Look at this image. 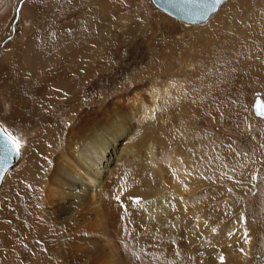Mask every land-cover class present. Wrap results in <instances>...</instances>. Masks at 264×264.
Here are the masks:
<instances>
[{
	"label": "rangeland",
	"instance_id": "1",
	"mask_svg": "<svg viewBox=\"0 0 264 264\" xmlns=\"http://www.w3.org/2000/svg\"><path fill=\"white\" fill-rule=\"evenodd\" d=\"M243 4L229 18L230 34L226 28L206 30L212 18L185 25L151 0H0V40L10 30L0 41V126L22 144L2 183L11 179L10 189L0 186V264H51L65 235L42 215L32 219L31 212L32 221L27 216L39 200L48 160L65 145L83 110L90 114L81 121L95 112L109 117L114 110L134 111L132 102L143 96L156 105V114L149 127L128 126L124 132H130L114 143L112 167L120 160V174L109 181L105 200L115 208L135 199L137 208L145 200L146 191L133 190L147 175L149 136L183 167L189 163L197 181L180 187L189 188L185 199L167 194L186 208L152 222L158 237L148 247L162 250L165 263L150 257L147 264H221V256L223 264H264V119L253 111L256 97L264 104V0ZM8 74L19 77L15 84L6 81ZM166 79L182 86L177 99L168 95ZM150 90L157 92L153 100ZM23 106L26 125L12 113ZM83 125L75 127L74 142ZM155 180V189L163 188Z\"/></svg>",
	"mask_w": 264,
	"mask_h": 264
},
{
	"label": "bare ground",
	"instance_id": "2",
	"mask_svg": "<svg viewBox=\"0 0 264 264\" xmlns=\"http://www.w3.org/2000/svg\"><path fill=\"white\" fill-rule=\"evenodd\" d=\"M227 1L228 0H226V2ZM236 2L238 3V6H236V4L233 6V4ZM221 6L219 8H221ZM239 6L241 8H244L245 5L243 4V0H232V3H229V5L225 7L226 9L224 10V12L222 14L216 15L213 19L212 16L217 12L216 11L212 16L209 17L212 18V21L206 26L208 28L205 27L206 30H208L209 28L212 30L216 27H219V30L226 28V30H228L226 32H230V34L233 33L234 27L233 24H230L232 22L229 18L236 13L235 10H237V7ZM228 15L230 16L227 17ZM209 18L207 20H209ZM184 24L192 26L199 25L186 23ZM9 31L10 30L6 31V33L0 40L1 42L7 38L6 36L9 35ZM202 31L205 32V29H202L199 34H202ZM186 65L187 67L190 66L187 63ZM42 68L43 66H40L36 71H40V69ZM25 70L27 69L25 68ZM25 70H20V72L18 73L25 76ZM15 78L19 79V77L17 76ZM15 78L10 75V77H8L6 81L13 83ZM164 82L167 86L166 90L169 91L168 95L171 94L172 99H177L176 97L181 94V90L179 91V88H181L182 86L178 85V83L176 84L173 81H167V79ZM63 84L64 83H62V85ZM59 86L61 85L59 84ZM39 93L41 92L39 91ZM29 95L32 96V93L28 94V96ZM148 95L150 99L153 100L154 97H156L157 92L156 90H150ZM118 98L122 100L124 96H120ZM147 98L148 97L143 96V100L139 99V103H137V101L132 102L133 108H130H132L134 111L120 109V112L116 113L118 110H114V107L111 106L114 111L109 114V117L106 116L97 118L95 117L97 115L95 112V114L88 115L90 116L88 119H84L83 121H81L82 117L84 118L85 115L90 114L86 113L87 110H83L81 112V116H79V119L74 122V125H72L71 128L68 129V136L66 135L65 145L62 146L60 150L58 149L59 153L55 157L51 158L50 162V159L48 160L46 164V168L48 169V171L43 177L41 191L37 190V193L39 194V200L37 204L35 203L36 205H34L28 212L27 216L28 219L32 221V219H35L33 217L36 214H40L43 216V218H47L48 221H54L58 227V231L62 232V234L65 235V238H63V242L61 241L62 243L59 244V252H57L55 256L51 257V264L55 262L60 264H135L138 261H142L141 263L138 262L140 264H147V262H150L148 260L150 259V257L156 258V260L160 263H165V255L161 250V247L159 249L161 250V252H156L154 250L150 251V247H148L149 245L152 246L154 244V240L157 241L158 237L152 229L156 228L155 226H153L152 222L156 221L158 224H160L163 219L168 220L170 211L181 212L183 211V209L185 210L186 207L184 208L183 206H180L178 204L179 201H173V199L168 197L167 194L172 193V196L177 194L180 197L183 196V199H185V195L188 194L189 188L187 190L186 188L180 189V187H183V185L189 184L192 181L197 182L194 168H190L191 165L189 163H186L183 167L179 163L177 158L174 157L175 155L173 154V152L166 153L165 151H162L159 146H157L159 147V149H157L155 143L151 139V136H149V138L145 142V146H148V148L146 149V154L148 155L147 160L150 158V162H148L147 164L144 162L143 165V168L147 172V175H145L143 181L141 180V182L138 183V185L135 186L133 190V194L139 193L140 191L144 190L146 191L147 196L145 200L143 199L142 202H140L137 206L140 212L138 220L135 215L137 214L135 212V210L137 209L135 205L137 199H135V201H132L130 205L129 203L126 202V204L123 201L122 205L120 206L119 204L118 207L116 206V208L112 206V203L110 205L109 202L105 200V191L108 188V185L110 183L109 181L114 179L116 180V178H118L120 174V168H117V166H119L120 160L117 161L112 167V158L114 156L112 152L114 151V143H118L117 141L121 137L126 136V134L130 132V130H126L124 132L125 128L127 129L128 126L129 128L131 126L137 128L140 123H143V125L148 124L147 126L149 127L150 122H148L147 120L151 118L152 115L156 112V105H154L153 108L150 104L147 103ZM16 99L25 102L26 97H19V99L18 97H16ZM114 101L117 102V100ZM26 108L27 106L16 107L13 108L12 112L13 117L16 119V121L22 122L23 124L25 123V125L28 120H24L21 113L27 111L28 108ZM56 109H58V106L54 107L52 111ZM33 110H35V108H33ZM115 116L118 118H114V120H112L111 117ZM79 123H83V126H85L86 128H82H85L86 130L82 129V131L85 132H82L77 141L74 142L76 138L73 139L72 137L74 136L72 135L73 133H76V130L75 132L73 131ZM122 149L124 150L125 148ZM16 162L17 161H15V163H13L5 172V177L3 176L1 178V191L8 192V190L10 189L12 185L11 179H7L4 184L2 183L3 180L6 179V174L9 173L12 170V167L17 164ZM121 162L123 163V161ZM140 173L137 174L139 175ZM155 179H158L161 182V185L163 184V188L165 187L164 189L161 188L163 189L162 191L161 189H155L157 188V181ZM153 190H155L156 192ZM148 191L151 193V195L149 196L147 195ZM3 194H6V192H4ZM163 194L164 196H161ZM26 199L28 200L30 198L27 197ZM184 201L186 202V200ZM86 205L87 208L85 209ZM118 212H121L122 215L118 214ZM37 216L38 215H36L35 217ZM2 220L4 219L2 218ZM31 224L32 223H30V226ZM4 226L6 227L7 224ZM170 230L171 228H169V231ZM9 233L11 232L9 231ZM25 233L26 232L24 229L22 233L23 236ZM133 233H135V238H133L134 235H132V237L129 236V234ZM5 243L11 245V242L9 243L6 241ZM145 247H148L147 250L149 251H146ZM159 253H161L162 255L159 256ZM167 254L168 256L170 255L169 253ZM132 259L137 261L131 263Z\"/></svg>",
	"mask_w": 264,
	"mask_h": 264
},
{
	"label": "water",
	"instance_id": "3",
	"mask_svg": "<svg viewBox=\"0 0 264 264\" xmlns=\"http://www.w3.org/2000/svg\"><path fill=\"white\" fill-rule=\"evenodd\" d=\"M152 4L159 10L171 17L186 24H202L212 16L226 0H151ZM253 111L256 117L264 119V104L256 97L253 104ZM0 129H4L0 126ZM9 133V132H8ZM3 133L0 132V135ZM10 134V133H9ZM19 153L15 151L7 157L5 163V153L0 148V181L9 167L18 160Z\"/></svg>",
	"mask_w": 264,
	"mask_h": 264
},
{
	"label": "snow or ice",
	"instance_id": "4",
	"mask_svg": "<svg viewBox=\"0 0 264 264\" xmlns=\"http://www.w3.org/2000/svg\"><path fill=\"white\" fill-rule=\"evenodd\" d=\"M258 115H264V112H258ZM0 132L3 133L2 135H0V148H2L4 150V153H5L4 162L6 163L7 157L9 155H11L14 151L16 153H19V150L22 147V144L19 140H17L11 134H9L7 132V130L0 129ZM114 199L119 201L120 196H116V197H114ZM215 231H216V229L214 228L213 232H215ZM229 235H231V233ZM219 259H220L221 264H223L224 257L221 256Z\"/></svg>",
	"mask_w": 264,
	"mask_h": 264
}]
</instances>
